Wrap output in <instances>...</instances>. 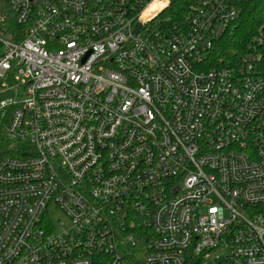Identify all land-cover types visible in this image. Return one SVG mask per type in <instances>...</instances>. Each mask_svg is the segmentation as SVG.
<instances>
[{
    "label": "built area",
    "instance_id": "obj_1",
    "mask_svg": "<svg viewBox=\"0 0 264 264\" xmlns=\"http://www.w3.org/2000/svg\"><path fill=\"white\" fill-rule=\"evenodd\" d=\"M171 1L0 0V264H264V75L209 65L241 0Z\"/></svg>",
    "mask_w": 264,
    "mask_h": 264
},
{
    "label": "trees",
    "instance_id": "obj_2",
    "mask_svg": "<svg viewBox=\"0 0 264 264\" xmlns=\"http://www.w3.org/2000/svg\"><path fill=\"white\" fill-rule=\"evenodd\" d=\"M240 8L234 27L214 43L209 65L243 68L245 57L253 53L259 57L255 71L264 75V0H241ZM184 9L185 0H172L160 16L178 21L184 17ZM187 263L201 264V259L189 255Z\"/></svg>",
    "mask_w": 264,
    "mask_h": 264
},
{
    "label": "rangeland",
    "instance_id": "obj_3",
    "mask_svg": "<svg viewBox=\"0 0 264 264\" xmlns=\"http://www.w3.org/2000/svg\"><path fill=\"white\" fill-rule=\"evenodd\" d=\"M0 85H1V82H0ZM10 95L12 96L13 93L9 92V93H5V94H1L0 95V100H3L5 98L9 97ZM58 217L61 218V220H63V217L59 216V215L54 216L53 218L55 219V221H57ZM223 262H224V257L223 256H218V257H214L212 259H209L208 261L205 262V264H222Z\"/></svg>",
    "mask_w": 264,
    "mask_h": 264
},
{
    "label": "water",
    "instance_id": "obj_4",
    "mask_svg": "<svg viewBox=\"0 0 264 264\" xmlns=\"http://www.w3.org/2000/svg\"><path fill=\"white\" fill-rule=\"evenodd\" d=\"M138 28H139V25H137V27L135 28V32L138 30Z\"/></svg>",
    "mask_w": 264,
    "mask_h": 264
}]
</instances>
